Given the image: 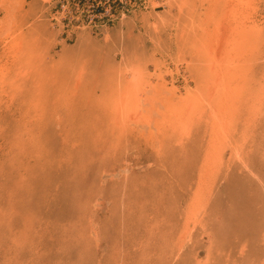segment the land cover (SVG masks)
I'll use <instances>...</instances> for the list:
<instances>
[{
	"label": "rangeland",
	"instance_id": "374dc122",
	"mask_svg": "<svg viewBox=\"0 0 264 264\" xmlns=\"http://www.w3.org/2000/svg\"><path fill=\"white\" fill-rule=\"evenodd\" d=\"M64 1L0 0V264H264V109L252 120L253 128L247 134H243L244 119H238L239 134L235 132V138L211 157L206 155L213 151L207 120L211 110L203 104L198 115L188 118L195 122L187 130L190 135L174 139L172 128L157 129L159 122H153L158 140L147 144L145 115L153 111L159 119L171 104L185 105L189 89L196 88L193 68L209 55L200 59L198 50L186 47L181 49L184 56L177 58L181 32L177 23L168 25L165 38L158 43L162 49H158L142 19L150 14L149 7L145 10L138 5L112 20L90 22L83 8L77 10L72 2L63 7ZM236 1L229 0L228 6L236 7ZM247 2L248 6L241 4L242 9L257 7L255 17L248 21L243 15L233 17L229 26L237 27L245 20L261 33L250 85L263 93L264 0ZM222 3L216 5L220 12ZM197 5L201 7L198 12L211 7L209 1ZM161 8L153 11L165 13L167 8ZM33 30L41 43L32 44L30 36L31 42L26 38L23 46L29 52L27 58L37 63L36 73L24 79L14 76V65L25 53H17L15 36L24 31L26 37ZM136 36L141 42L133 44ZM221 48L216 50L224 52ZM136 50L143 56V66L147 64L138 89L142 113L134 121L131 114L125 116L129 124L125 130L113 129L111 117L105 114L111 105L105 96L112 90L106 94L104 82L115 78L114 70L125 65L124 57ZM72 58L87 67L86 78L78 76L80 67L71 65ZM38 70L46 76L40 77ZM127 77L126 83L132 81L131 75ZM35 79L47 89L43 88V96L34 95ZM100 116H106V122ZM163 132L166 144L162 151L156 148ZM240 150L242 158L238 159L235 154ZM213 159L217 161L212 163ZM203 171L211 172L207 185H201ZM195 201L202 204L190 207ZM191 214L197 221L191 223L193 234L182 240ZM166 252H171V259Z\"/></svg>",
	"mask_w": 264,
	"mask_h": 264
},
{
	"label": "bare ground",
	"instance_id": "6f19581e",
	"mask_svg": "<svg viewBox=\"0 0 264 264\" xmlns=\"http://www.w3.org/2000/svg\"><path fill=\"white\" fill-rule=\"evenodd\" d=\"M206 2L209 1V3H211V7L209 8L208 12H198L199 11V7L197 5V3H202V2ZM248 0H238V2L236 1V7H229V0H149V5L145 6V10L146 8H151V11L149 12L150 14H147L146 16H143V22L146 23L145 27L147 28V32L152 34L154 38L153 41L155 43V46L158 49H162V47L160 48V46L158 45V43L162 42V38H165V33L167 30L168 25H171L172 23H177L179 25V28L181 30L180 35H178V39L177 41H179V44L177 46V58H182V56H184V52L181 51V49L184 48H189V49H196L198 50V52L196 53H200L201 57L204 56H208L206 57L205 62L199 63V65H196L193 70H195V74H196V78H197V83H196V88L194 90H190L188 91V93H190V95H188L185 99L186 101L184 102V104L178 105L177 104H171L170 107H167V114L159 117L155 118L156 116L153 114L154 112L152 111V113H150L148 116L145 115L147 123H149V130H147L146 133V137L145 139L147 140V144H155V142L158 140L157 137H155L153 134V127L152 123L153 122H159L157 129H169L172 128L173 131H170L169 133L171 134V137L174 139H177L179 137V140L181 139V137H183L186 134H189L188 131L192 128V125L195 123L194 121H190V119L188 120V118H191L192 115H196L197 111H199V107L201 106H205L208 107L211 110V113H209L208 116V121L210 120V123L208 124L211 127V136H212V141L211 143H209V145L212 147H210V149H212L213 151L210 153L208 152L206 155L208 157L210 154H216V152L218 151V148H221V145L227 144V141L230 139H233V137L235 138V132L237 131V127H236V121L238 119L245 121V126L244 129L246 131H244L243 134H247L248 132H251L249 130H252L253 128V119L258 118V116L261 114V110L264 109V92H258L254 89V87H252L250 85V83H252V79H251V70L252 68L254 69V65H255V59L257 58L258 55V51H256L257 49H259V46L257 44L258 39L260 38L261 33L256 32L255 30H253L254 28L252 26H247L246 25V21H248V19H251L253 17H255L256 13H257V7L255 6H250L248 8H244V10L242 9V5L241 4H246V6H248L247 4H249L247 2ZM223 2V6L221 5V12L219 11V7L218 3ZM226 2V3H224ZM229 2V3H228ZM232 3V2H231ZM251 3V2H250ZM252 4V3H251ZM217 5V6H216ZM229 5V6H228ZM3 6V5H2ZM245 6V5H244ZM8 7V6H7ZM161 7H165L166 12L163 13V10L160 12H154L153 10L156 11L157 8H161ZM199 7V8H198ZM204 7V6H203ZM131 9H133V7H130ZM148 8V9H149ZM162 9V8H161ZM164 9V8H163ZM176 9V12L172 15V11ZM203 10V9H202ZM207 10V9H204ZM15 11V10H14ZM101 11V10H100ZM98 11L96 14H101L102 12ZM249 11V12H248ZM123 12H127V11H123ZM159 13V14H158ZM222 13H224L225 15H227L225 17V15H221ZM95 14V15H96ZM19 15V14H17ZM220 15V17H219ZM241 15H243V17L245 16V20L239 21L240 24H236L237 27H230L229 26V21H231L230 19H232L233 17H241ZM16 16V14H15ZM14 18H17L15 17ZM22 16V14L20 15V17ZM115 16V15H114ZM113 16V17H114ZM252 16V17H251ZM63 17V16H62ZM124 17H126V15L124 14ZM129 17V16H128ZM19 18V17H18ZM86 18V17H85ZM105 18V17H104ZM106 18H108L106 16ZM123 18V17H122ZM121 18V19H122ZM242 18V17H241ZM103 19V18H102ZM17 20V19H16ZM21 20V19H20ZM226 20V22H225ZM235 20V19H232ZM10 21V20H9ZM16 23V21H15ZM14 23V24H15ZM132 23V22H131ZM232 23V22H231ZM250 23V22H249ZM6 24V23H5ZM27 24V23H26ZM35 24V23H34ZM233 24V23H232ZM231 24V25H232ZM16 25V24H15ZM25 25V24H24ZM13 26V24H12ZM132 26V25H131ZM27 27V26H26ZM170 27V26H169ZM249 27V28H248ZM20 28V27H19ZM36 28V27H35ZM40 28V27H39ZM172 28V27H171ZM253 28V29H252ZM37 29V28H36ZM44 28H41V30ZM249 29V30H247ZM11 30V29H10ZM40 30V31H41ZM257 30V29H256ZM260 30V29H259ZM9 31V30H8ZM20 31V30H19ZM26 31V30H25ZM28 31V30H27ZM39 31V30H38ZM39 31V32H40ZM46 31V29H45ZM262 31V30H261ZM260 31V32H261ZM24 32V31H23ZM23 32H20L18 34V36L16 37V43L14 42V45L18 46L20 49L19 51H17L18 54H20L19 52H25L24 48V41H26V38L28 39V37H30V39H28L32 44L33 42L35 43L36 40L38 42H36V44L41 43V40L36 37V32L33 30L32 32H30V34L26 37H24ZM235 33L234 35H237L236 38L234 35H232V37L228 34L230 33ZM249 32V33H247ZM256 32V33H253ZM27 33V32H26ZM43 33V31H42ZM47 32H45L46 34ZM227 33V34H226ZM17 34V33H16ZM47 35V34H46ZM85 35V34H84ZM164 35V37H163ZM133 36V35H131ZM227 36V37H225ZM234 36V37H233ZM241 38H239V37ZM259 36V38H258ZM107 37V36H106ZM121 37V36H120ZM129 37V36H128ZM177 37V36H176ZM231 37V38H230ZM45 38V37H44ZM122 38V37H121ZM239 38V39H238ZM85 37H82L80 39V41L82 42L81 45H83V42H85ZM133 39L134 42L133 44H137L139 42H141V38L140 36H136ZM229 44L227 43L228 40ZM235 39V40H234ZM105 40H107L105 38ZM126 40V39H125ZM227 42H226V41ZM52 41V40H51ZM124 41V40H123ZM129 41V40H128ZM131 41V38H130ZM194 41H197L194 45L192 44ZM224 41V42H223ZM45 42V41H44ZM50 42V41H49ZM125 42V41H124ZM6 43V42H5ZM222 43H224V47L221 48ZM7 44V43H6ZM46 44V43H45ZM143 44V42H142ZM163 44V43H162ZM191 44L193 45L191 47ZM29 45V44H28ZM140 45V44H139ZM14 46V48L16 47ZM215 46H219L221 49H225V51H221V53H219V51H217L216 49H220V48H216ZM7 47V46H6ZM11 47V46H10ZM31 47V46H29ZM121 47V46H120ZM131 47V46H130ZM137 47V45H136ZM136 47L133 46V49H137ZM17 48V47H16ZM40 50V47H38ZM45 48V47H43ZM42 48V49H43ZM49 48V46H48ZM132 48V47H131ZM10 49V48H9ZM24 49V51H23ZM51 49V48H50ZM143 49V48H142ZM145 49V48H144ZM32 50V49H31ZM38 50V51H39ZM69 50V49H68ZM141 50V48H140ZM140 50H136L135 52H131L133 54L131 55H126V57H124L125 65H122L121 67H119L117 69V71L114 70L115 72V78H113L110 73L109 76L110 77V81L106 80L104 82V88H106V94L107 92H109L110 90H112L111 95L105 96V93L103 94L105 97L109 98L108 102L112 105H110L109 109H107L108 113L105 114H109V116L111 117L110 119H112V124L110 122V126L111 128H115V127H119V129H123L125 130L129 124L127 123L125 116H129L130 114L132 115V117H134L133 121L137 118V114H141V108L139 107L142 102H140V99L138 97V89L140 88V82H141V78H143L144 76V69L146 67L147 64H145V66H143V56L140 54L141 52H139ZM204 50V51H203ZM218 52V55H216V51ZM11 51V50H10ZM44 51V50H43ZM48 51V50H47ZM50 51V50H49ZM72 51V49H71ZM131 51V50H130ZM133 51V50H132ZM142 51V50H141ZM15 52V51H14ZM33 52V50H32ZM40 52V51H39ZM145 52V51H144ZM212 52V53H210ZM214 52V53H213ZM6 53V51H5ZM12 53V52H11ZM79 53V52H78ZM27 54H29V52H25L24 55H19L21 56L20 59L22 58V61H19V64H15V71L17 72L16 75L14 76H22V78H27L28 75L31 76V78H33V72H35V67L36 64L34 65V62H32L31 58H27ZM35 54V52H34ZM41 54V53H40ZM213 54V55H212ZM6 55V54H5ZM14 55V54H13ZM42 55V54H41ZM40 55V56H41ZM68 55V54H67ZM102 55V54H101ZM17 56V55H16ZM37 56V55H36ZM71 57V55H69ZM33 57V56H32ZM39 57V56H38ZM61 57V56H60ZM69 57V58H70ZM19 60V57H17ZM27 58V59H25ZM36 58V57H34ZM43 58V57H42ZM48 58V57H47ZM46 58V59H47ZM97 58V57H96ZM148 58V57H147ZM45 59V58H44ZM50 59V58H49ZM71 59V58H70ZM73 59V58H72ZM86 59V58H85ZM105 59V58H104ZM152 59V58H151ZM150 59V60H151ZM1 60V59H0ZM63 60V58H62ZM79 58H74L71 62V65L76 66L78 65L79 68V72L77 73L78 76H84L83 74L85 73V69L87 70V67L85 65L81 66V62L79 61ZM106 60V59H105ZM180 60V59H179ZM24 61V62H23ZM44 61V60H43ZM65 61V60H64ZM63 61V62H64ZM97 61V60H96ZM99 61V59H98ZM108 61V60H107ZM15 62V61H14ZM22 62V63H21ZM60 62V61H59ZM102 62V61H101ZM114 62V61H111ZM121 62V61H120ZM156 62V61H155ZM39 63V62H38ZM44 63V62H43ZM49 63V61H48ZM83 63V62H82ZM148 63V61H147ZM63 64V63H62ZM111 64H115V63H111ZM119 64V63H118ZM122 64V63H121ZM187 64V63H186ZM191 64V63H189ZM44 65V64H43ZM66 66V65H65ZM115 66V65H114ZM38 67V66H37ZM109 67V66H108ZM13 68V67H12ZM197 68V69H196ZM38 69V68H37ZM73 69H76L75 67ZM166 69V68H165ZM65 70V69H64ZM119 70V71H118ZM1 71V70H0ZM39 71V70H38ZM11 72V71H10ZM72 72L74 73V71L72 70ZM90 72V71H89ZM108 72V71H107ZM36 73V72H35ZM64 73V72H63ZM9 74V73H8ZM7 74V75H8ZM125 74L127 75H131L132 77V81H129L128 83H126L127 81V75L125 76ZM148 74V73H147ZM39 75L40 77L42 76H46L44 75V71H39ZM92 75V74H91ZM94 76V74L92 75ZM37 77V76H35ZM34 77V78H35ZM39 77V78H40ZM76 77V76H75ZM85 77V76H84ZM9 78V77H8ZM30 78V80H31ZM38 78V77H37ZM49 78V77H48ZM86 78V77H85ZM94 78V77H93ZM218 78V79H217ZM18 79V78H17ZM50 79V78H49ZM8 80V79H7ZM14 80V79H13ZM28 80V79H27ZM26 80V81H27ZM38 79H35V81L33 80V87L32 90L34 91V95L35 92L38 94L40 93V95L43 96L42 93H44L43 86L40 85L41 82H37ZM41 80V79H40ZM84 80V79H83ZM129 80V79H128ZM250 80V81H249ZM25 81V80H24ZM25 81V82H26ZM43 81V79H42ZM46 81V80H45ZM44 81V82H45ZM66 81V80H65ZM144 81V80H143ZM42 82V83H44ZM58 82V81H57ZM62 82V81H61ZM2 83V82H0ZM48 83V81H47ZM67 83V82H66ZM85 83V82H84ZM87 83V82H86ZM5 84V83H3ZM63 84V83H62ZM43 85V84H42ZM49 85V84H48ZM148 85V84H147ZM30 86V85H29ZM70 86V85H69ZM68 86V87H69ZM157 86V85H156ZM49 87V86H48ZM67 87V86H66ZM67 87V88H68ZM73 87V86H71ZM69 87V88H71ZM75 87V86H74ZM264 89V85L262 86ZM53 88V87H52ZM150 88V87H149ZM153 88V87H151ZM158 88V87H157ZM46 89V87H45ZM147 89V88H145ZM47 90V89H46ZM71 90V89H70ZM255 90V91H254ZM149 91V89H148ZM93 92V91H92ZM122 92V93H121ZM94 93V92H93ZM120 93V94H118ZM147 93V92H146ZM56 94V93H55ZM70 97L71 99H73V97L75 96L73 92L70 93ZM77 94V93H76ZM140 94V93H139ZM255 94V96H254ZM38 95V96H40ZM50 95V94H49ZM87 95V94H86ZM118 95V96H116ZM169 95V94H168ZM218 95V96H216ZM250 95V96H249ZM84 96V95H83ZM113 96V97H111ZM156 96V95H155ZM248 96L250 97L251 101H247ZM64 97V96H63ZM86 97V96H85ZM90 97V96H89ZM153 97V96H152ZM12 98V97H11ZM58 98V97H57ZM65 98V97H64ZM91 98V97H90ZM115 99V100H112ZM160 98V97H159ZM217 98H220L219 101L217 100ZM39 99V97H38ZM61 99V98H60ZM105 102L106 98H103ZM248 99V100H250ZM56 100V99H55ZM59 100V99H58ZM68 100V99H67ZM92 100V98H91ZM179 100V99H178ZM86 101V100H85ZM83 101V102H85ZM57 102V101H56ZM77 102V100H76ZM79 102V101H78ZM90 102V101H89ZM88 102V103H89ZM183 102V101H182ZM247 102V103H246ZM80 103V102H79ZM108 103V104H109ZM75 104V103H74ZM82 104V102H81ZM91 102L89 103L90 106ZM140 104V105H139ZM158 104V102H157ZM203 104V105H201ZM39 105V104H38ZM88 105V104H86ZM208 105V106H206ZM59 106V105H58ZM65 106V105H64ZM79 106V105H78ZM81 106V105H80ZM92 106V104H91ZM94 106V105H93ZM154 106V104H153ZM35 107V106H34ZM63 107V106H62ZM61 108V107H60ZM88 108V107H87ZM91 108V107H90ZM105 109V107H103ZM204 108V107H203ZM202 108V109H203ZM64 109V108H63ZM67 109V107H66ZM65 109V110H66ZM79 109V108H78ZM96 109V107H92L90 110H94ZM162 109V108H161ZM59 110V109H58ZM97 110V109H96ZM37 111V110H36ZM54 111V110H53ZM56 111V110H55ZM80 111V110H79ZM58 112V111H57ZM67 112V111H66ZM75 112V110H74ZM120 112V113H119ZM150 112V111H148ZM158 112V110L156 111ZM204 112V111H203ZM65 113V112H64ZM199 113V112H198ZM63 114V113H62ZM129 114V115H128ZM208 114V112H207ZM206 114V116H207ZM45 115V114H44ZM106 115V116H107ZM130 115V116H131ZM198 115V114H197ZM205 115V114H204ZM41 116V115H40ZM55 116V115H54ZM97 116V115H96ZM103 116V115H102ZM102 116H100V120L103 121V119H106V116L102 118ZM203 116V115H202ZM246 116V117H245ZM61 117V116H60ZM40 118V117H39ZM96 118V117H95ZM98 118V117H97ZM201 118V116H200ZM199 117L197 118V121L200 119ZM86 119V118H85ZM195 119V118H193ZM98 120V119H97ZM142 120V119H141ZM253 120V121H252ZM140 121V120H139ZM201 122V120H199ZM198 121V122H199ZM106 122V121H103ZM199 122V123H200ZM205 122V121H204ZM98 123V122H97ZM109 123V122H108ZM156 123V124H157ZM198 123V124H199ZM257 123V122H256ZM128 124V125H127ZM131 124V123H130ZM133 124V123H132ZM191 124V125H190ZM201 124V123H200ZM252 124V125H251ZM240 125V124H239ZM132 126V125H131ZM190 126V127H188ZM110 128V129H111ZM190 128V129H189ZM238 128L240 129V127L238 126ZM242 128V127H241ZM112 129V130H113ZM133 130V129H132ZM151 130V131H150ZM188 130V131H187ZM191 131V130H190ZM204 131V130H203ZM91 132V131H90ZM121 132V131H120ZM145 132V131H144ZM237 133V132H236ZM162 134V139L160 140V143L158 144L159 147L156 149H162L163 151V146L166 144L164 137L166 135V133H161ZM239 134V133H237ZM241 134V133H240ZM101 135V134H100ZM109 136V135H108ZM151 136V138H150ZM245 136V135H244ZM177 137V138H176ZM190 137V136H189ZM210 137V136H209ZM247 135L245 136V139ZM252 137V136H251ZM115 139V138H113ZM190 139V138H189ZM64 140V139H63ZM91 140V139H90ZM183 140V139H182ZM185 140V139H184ZM236 140V139H235ZM244 139H242L243 141ZM239 141V140H238ZM248 141V140H246ZM244 141V142H246ZM250 141V140H249ZM64 142V141H63ZM176 142V141H175ZM230 142V141H229ZM158 143V142H157ZM255 143V142H254ZM176 144V143H175ZM240 144V142H239ZM229 145V143H228ZM225 146V145H224ZM232 146V145H231ZM157 147V146H155ZM154 147V148H155ZM229 147V146H228ZM242 147V146H240ZM239 147V148H240ZM207 148V147H206ZM219 148V149H220ZM235 148V147H234ZM118 149V148H117ZM250 149V148H249ZM227 150V149H226ZM204 151V150H203ZM221 151V150H220ZM225 151V150H224ZM235 151V150H234ZM214 152V153H213ZM232 152V151H231ZM110 153V152H109ZM236 153V152H235ZM233 152V154H235ZM242 150L237 151V154H235V156L238 159H241ZM219 154V153H218ZM217 155V154H216ZM234 156V155H233ZM234 156V157H235ZM221 157V156H220ZM233 158V157H232ZM236 158V159H237ZM222 159V158H221ZM207 160V159H206ZM220 160V159H219ZM235 160V159H234ZM205 161V160H204ZM213 161L212 163L216 162L214 159L211 160ZM221 162V161H219ZM218 162V163H219ZM204 163V162H203ZM207 164V163H206ZM210 164V162H209ZM217 164V163H216ZM220 164V163H219ZM218 165V164H217ZM208 164L205 165L204 167L207 168ZM210 166V165H209ZM215 167V166H214ZM219 168V167H218ZM248 168V167H247ZM205 169V168H204ZM208 169V168H207ZM203 170V169H202ZM209 170V169H208ZM218 170V169H217ZM204 172V175H202L200 177L201 179V185L206 184L207 180H210L209 178V174H211V172L209 173L208 171ZM200 185V184H199ZM207 185V184H206ZM204 187V186H202ZM212 187V186H211ZM203 190V188H202ZM190 191V190H189ZM175 194V193H174ZM207 199V198H206ZM169 202V201H168ZM201 203V201H195L193 203H191L190 207H196V204ZM202 204V203H201ZM206 205V204H204ZM201 206V205H200ZM202 207H204L202 205ZM197 208V207H196ZM201 209V208H199ZM229 210V209H228ZM174 212V211H173ZM122 213V212H121ZM178 213V212H177ZM204 213V211H203ZM256 213V212H255ZM190 214V213H189ZM187 215V214H186ZM156 216V215H155ZM175 217V216H174ZM191 217V218H190ZM196 218L195 214H191L188 218H186V223H185V227L184 230L187 232L185 233V235H182L183 237H181L180 239L184 240V238L189 237L190 233H192L191 231L193 230V228L191 227V223H195L197 221L194 220V218ZM201 217V216H200ZM190 218V219H189ZM191 219L193 220V222L191 221ZM198 220V219H197ZM62 222V221H61ZM235 223V222H234ZM83 225V224H82ZM168 225V224H167ZM228 225V224H227ZM196 226V225H195ZM193 226V227H195ZM172 227V226H171ZM157 230V229H156ZM167 230V229H166ZM174 230V229H173ZM195 230V229H194ZM168 232V231H167ZM240 233V232H239ZM181 234V233H180ZM193 234V233H192ZM168 235V234H166ZM165 235V236H166ZM234 235V234H233ZM188 239V238H187ZM156 240V239H154ZM179 240V239H178ZM226 240V239H225ZM228 241V240H227ZM247 241V240H246ZM157 242V241H156ZM164 243V242H163ZM191 243V242H190ZM170 244V242H169ZM177 244V243H176ZM195 244V243H194ZM152 245V244H151ZM179 245V243H178ZM177 245V246H178ZM215 245V244H214ZM156 246V245H155ZM160 246V245H159ZM163 246V245H162ZM180 248L179 250L181 251L182 249V243L179 245ZM212 246V245H211ZM215 247V246H214ZM176 248V247H175ZM161 249V248H160ZM166 249V248H165ZM178 249V248H177ZM256 249V248H255ZM164 249H162L163 251ZM183 250V249H182ZM169 251V250H168ZM178 252V251H176ZM228 252V251H227ZM162 253V252H161ZM171 253V252H169ZM168 252H166V254H168V258L169 254ZM173 253V252H172ZM175 253V252H174ZM224 253V252H223ZM21 254V253H19ZM181 254V253H180ZM191 254V253H190ZM257 254V253H256ZM162 255H165L164 252ZM161 255V258H162ZM172 255V254H171ZM170 255V256H171ZM34 256V255H33ZM176 256V255H175ZM189 256V255H188ZM195 256V255H194ZM258 256V255H257ZM157 257V256H156ZM164 257V256H163ZM166 257V256H165ZM211 257V256H210ZM48 258V257H47ZM160 258V257H159ZM187 258V257H186ZM171 259V258H170ZM185 259V258H184ZM165 260V259H163ZM208 260V259H207ZM141 261V260H140ZM172 261V260H171ZM30 262V261H29ZM110 262V261H109ZM199 262V261H198ZM168 263V262H167ZM174 263V262H173ZM233 263V262H232ZM43 264V263H42ZM116 264V263H115ZM166 264V262H165ZM185 264V263H184ZM201 264V262H200Z\"/></svg>",
	"mask_w": 264,
	"mask_h": 264
},
{
	"label": "built area",
	"instance_id": "2783aa9c",
	"mask_svg": "<svg viewBox=\"0 0 264 264\" xmlns=\"http://www.w3.org/2000/svg\"><path fill=\"white\" fill-rule=\"evenodd\" d=\"M64 2L63 7L72 2L77 10L83 8L82 13L85 14L86 19L90 20V22L106 18V16L112 20L116 14L121 15L123 11L129 12L131 10L130 7L135 8L138 5L145 7L149 5V0H65ZM98 11L102 13L97 15Z\"/></svg>",
	"mask_w": 264,
	"mask_h": 264
}]
</instances>
